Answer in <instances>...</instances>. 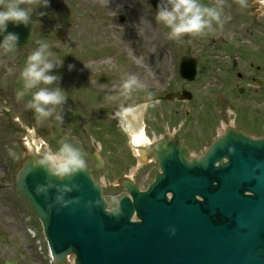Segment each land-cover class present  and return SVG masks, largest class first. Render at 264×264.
I'll use <instances>...</instances> for the list:
<instances>
[{
    "label": "rangeland",
    "instance_id": "rangeland-1",
    "mask_svg": "<svg viewBox=\"0 0 264 264\" xmlns=\"http://www.w3.org/2000/svg\"><path fill=\"white\" fill-rule=\"evenodd\" d=\"M147 1L50 0L49 6L44 8L40 0H20L23 6L31 9L33 34L25 48L7 50L6 55L0 54V175L3 167L6 171L8 168V171L10 168L12 170L13 167L18 170L23 161L31 158L29 143L33 140L49 143L52 148L58 147L60 142L66 140L81 149L86 167L92 169L91 175L95 174L97 177L108 207L112 208L118 197L124 195V190L119 185V177L133 178L140 188H146L153 180L157 164L147 145H152L158 137L173 135L179 128L181 139L192 146L189 147L190 155L197 156L202 154L206 145L204 142H193V133L203 137L206 142L219 135V130L222 131L223 128V124L220 126V118H207L203 129V120L200 119V115L204 113L200 107L205 93L210 92V88L215 91L213 87L216 84V75L214 82L206 83L208 76L214 74L215 65L209 73L202 70L191 85L194 97L190 102L168 103L163 100V96L166 91L179 88L178 84L175 85L178 60L186 55L201 58L207 53L223 54L227 49H235L237 42L246 36L254 22H258L260 18L255 16L253 20L249 13L251 8L257 5V11H264V0H238L245 1L235 5L238 21L235 19L232 25L233 21L225 19L221 25L224 34L221 38H227L226 35L232 33L233 42L226 44L227 48L219 40L217 27L209 29L207 37L202 32L187 34L179 40L169 39V29L156 19V12L151 10ZM259 3L263 5L261 9ZM224 7H228L227 3ZM41 12L46 14L41 15ZM121 18L124 20L121 21ZM58 33H62L61 38L57 37ZM210 36L218 41H211ZM37 41H47L51 50L57 54L55 59L62 60L58 67L52 69L60 79L53 85L41 83L36 88L25 90L20 73L26 57L39 46ZM69 64L75 65L71 71ZM129 75L137 77L140 83L136 89L141 91L136 92L134 89L131 94L124 95L120 85ZM90 80L97 92L104 87L114 92L106 96L101 95L108 105L94 98L91 100L86 94L88 90H75L79 85L76 81ZM55 86L65 91L66 101L56 106V112L51 116L38 119L34 110L27 107V101L39 87ZM20 90L25 92L23 97L17 95ZM108 96H115L116 99L108 100ZM147 102L150 103L145 105L143 123L144 134L148 139L146 138L143 144V160H140L139 151L131 147L129 138L123 132L126 139L108 136L105 138L108 145H104L113 150L117 157L124 155L126 149L128 155L135 160L133 164L123 170L117 163L111 162V166L109 162L114 160L112 153L106 154L101 145V155L107 167L98 169L94 166L88 154L93 148L100 150V146L86 131L99 130L105 123L107 126L113 125L115 120L108 114L106 119V116L100 117L105 119V123H90L94 118L88 115L104 114L103 109L109 107L110 113L115 117L122 105L135 106ZM57 114L63 117L61 121L55 119ZM184 115L196 116L191 118ZM236 116L240 117V112L232 113V118ZM174 118L178 120L177 123ZM239 121L237 118L236 124H239ZM242 126L244 127L240 123L239 127ZM113 139H121V143L113 144ZM46 150L45 145L39 147L36 150L38 157ZM8 175L3 186H7ZM3 186L0 184V264L13 259H17L18 264H50L38 219L15 187L8 184V188L3 189ZM64 264H72L71 259L66 260Z\"/></svg>",
    "mask_w": 264,
    "mask_h": 264
},
{
    "label": "water",
    "instance_id": "water-1",
    "mask_svg": "<svg viewBox=\"0 0 264 264\" xmlns=\"http://www.w3.org/2000/svg\"><path fill=\"white\" fill-rule=\"evenodd\" d=\"M150 3L156 9L158 0ZM7 32L17 33L16 47H23L31 26L9 22L0 41ZM180 75L193 80L195 61L182 60ZM189 98L185 92L166 96ZM156 154L161 173L146 192L127 186L131 199L121 198L117 213L106 210L100 187L85 170L64 181L81 186L70 194L81 202L49 207L54 193L47 198L35 193L46 174L33 163L25 165L17 183L41 219L55 258L74 253L76 264H264V139L229 134L191 163L176 147ZM96 199L101 205L89 210L87 201ZM133 213L139 221H131Z\"/></svg>",
    "mask_w": 264,
    "mask_h": 264
},
{
    "label": "clouds",
    "instance_id": "clouds-1",
    "mask_svg": "<svg viewBox=\"0 0 264 264\" xmlns=\"http://www.w3.org/2000/svg\"><path fill=\"white\" fill-rule=\"evenodd\" d=\"M40 3L47 8L50 0H40ZM45 14L41 12V15ZM31 19V9L23 6L20 0H0V34L6 32L9 22L15 25H27ZM156 19L169 29L167 36L173 40H179L187 34H198L211 29L214 21L218 24L223 23L222 10L217 6L204 4L202 0H158ZM18 40L17 33L7 32L0 41V48L13 50ZM37 43L39 46L26 57L25 65L20 73L25 90L36 88L41 83L53 85L60 79L52 69L58 67L62 60L55 59L57 54L51 50L47 41H37ZM74 67L75 65H68L70 71ZM139 83L135 75H129L120 85L123 94H131ZM24 94V90L17 93L18 97H23ZM66 99L65 91L59 86L39 87L32 92L31 99L27 101V107L34 110L38 119H44L56 112V106L62 105ZM106 99L115 100L116 97L108 96ZM120 110L126 113L134 112L131 105H122ZM55 119L61 121L63 117L57 114ZM33 166L46 174L45 181L35 186L36 195L47 198L49 193H54L49 207L63 209L81 202L80 196L70 195L74 191L81 192V186L75 182H64L73 181V178L86 168V161L79 147L69 141H62L58 147L49 148L35 159ZM100 205L99 199L89 200L86 204L89 210ZM110 211L117 213L119 209L113 208ZM174 231L173 228L172 232Z\"/></svg>",
    "mask_w": 264,
    "mask_h": 264
},
{
    "label": "flooded vegetation",
    "instance_id": "flooded-vegetation-1",
    "mask_svg": "<svg viewBox=\"0 0 264 264\" xmlns=\"http://www.w3.org/2000/svg\"><path fill=\"white\" fill-rule=\"evenodd\" d=\"M202 3L219 7L222 1L202 0ZM249 13L253 20L256 14L260 18L250 28L248 37L240 39L236 49L219 59L206 56L201 67L210 69L217 64L221 73L218 79H222L221 86L225 88V92L217 96L218 100L235 106L244 114L246 127L264 136V11L257 13L256 8H251ZM237 130L242 131L240 127Z\"/></svg>",
    "mask_w": 264,
    "mask_h": 264
},
{
    "label": "bare ground",
    "instance_id": "bare-ground-1",
    "mask_svg": "<svg viewBox=\"0 0 264 264\" xmlns=\"http://www.w3.org/2000/svg\"><path fill=\"white\" fill-rule=\"evenodd\" d=\"M143 113H144V106L141 104L134 108V112L126 113L120 112L117 115V119L119 123L122 125L123 129L129 136L130 142L134 145V148L137 149L138 147L142 146L145 143V137L143 133ZM32 149H38L40 146V141H33V143H29ZM140 153V151H139ZM145 153L140 154L141 161L144 158Z\"/></svg>",
    "mask_w": 264,
    "mask_h": 264
}]
</instances>
